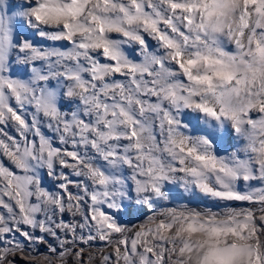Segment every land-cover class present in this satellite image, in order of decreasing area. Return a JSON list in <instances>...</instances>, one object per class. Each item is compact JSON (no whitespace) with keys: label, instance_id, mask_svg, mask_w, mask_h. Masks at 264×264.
<instances>
[{"label":"snow or ice","instance_id":"1","mask_svg":"<svg viewBox=\"0 0 264 264\" xmlns=\"http://www.w3.org/2000/svg\"><path fill=\"white\" fill-rule=\"evenodd\" d=\"M177 185L224 207L160 209ZM18 258L264 264V0H0V264Z\"/></svg>","mask_w":264,"mask_h":264},{"label":"rangeland","instance_id":"2","mask_svg":"<svg viewBox=\"0 0 264 264\" xmlns=\"http://www.w3.org/2000/svg\"><path fill=\"white\" fill-rule=\"evenodd\" d=\"M12 2L16 3V4H22L24 2H26V0H12ZM30 35V32H29ZM37 42H39L41 40L40 37H35L34 38ZM150 43L155 46V41H150ZM44 47H48V46H59V43H54L51 41H46L43 43ZM230 47H234V46H230ZM27 78V77H24ZM45 131L47 132L48 135L52 136L53 139L55 140V135L48 131L47 129H45ZM9 132L13 135H15L14 130L9 129ZM58 143V141H57ZM243 144V142H240L237 147H241ZM229 151H232V149L230 148ZM59 170V169H58ZM46 171V170H45ZM70 171V170H68ZM45 180V187L50 189L51 191H56V187L54 186V181L52 178H49L47 176H45L44 178ZM253 187H261L262 185L259 182L253 181L251 182ZM242 187L247 190V185H242ZM73 191H75V188H73ZM175 199L173 200H169V201H161L159 208L163 209V208H179L181 205H188L189 207H195L198 209H205V208H210L213 211H220L223 207H224V202H217L214 201L211 197H206L203 194H198L197 196H193L191 192H187L185 191L182 187H179V185L176 186L175 188ZM219 205V206H218ZM232 207H236V208H242V207H248V205L246 203H242V202H233L231 204ZM145 212H139L134 210L133 213L131 215H122L121 219L126 223L129 224V226L132 225H139L141 223H143L150 215H152L151 212H149L147 209H145ZM63 219L65 223H78V222H82L80 220V218L78 216L74 217L72 215V213L67 212L65 214H63L62 217L58 216V219ZM59 239L56 237H48V240L50 242H52L55 245H59L60 240L65 239L63 233H59L58 234ZM46 247V245L44 246ZM44 247L41 248V251L44 250ZM86 251L93 253L97 259L99 260L100 258V253L101 251L104 252H110L111 249L107 248L104 244V242L101 241H94L91 246L89 245H84ZM18 264H20L19 258H18Z\"/></svg>","mask_w":264,"mask_h":264},{"label":"water","instance_id":"3","mask_svg":"<svg viewBox=\"0 0 264 264\" xmlns=\"http://www.w3.org/2000/svg\"><path fill=\"white\" fill-rule=\"evenodd\" d=\"M146 210L144 209L143 212H145Z\"/></svg>","mask_w":264,"mask_h":264},{"label":"bare ground","instance_id":"4","mask_svg":"<svg viewBox=\"0 0 264 264\" xmlns=\"http://www.w3.org/2000/svg\"><path fill=\"white\" fill-rule=\"evenodd\" d=\"M133 213V212H132Z\"/></svg>","mask_w":264,"mask_h":264}]
</instances>
